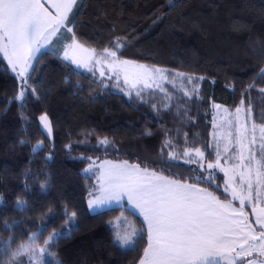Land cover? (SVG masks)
I'll list each match as a JSON object with an SVG mask.
<instances>
[{
	"label": "trees",
	"instance_id": "1",
	"mask_svg": "<svg viewBox=\"0 0 264 264\" xmlns=\"http://www.w3.org/2000/svg\"><path fill=\"white\" fill-rule=\"evenodd\" d=\"M67 26L85 47L103 51L118 38L121 59L203 79H195V91L178 92L165 108L153 92L144 99L127 97L113 80L41 51L21 100L22 81L0 53V242L10 236L22 242L43 224L47 231L38 241L43 246L50 234L68 227L67 209L69 215L76 213L73 230L52 249L63 264H138L144 242L125 254L113 246L108 224L126 212L138 229L144 225L122 207L89 212V192L97 184L84 170L91 159L127 160L224 199L221 175L204 182L198 168L179 157L170 160L167 153L182 155L198 147L213 160L212 104L233 109L243 100L257 121H264L259 91L264 78L258 79L264 67V0H78ZM251 84L255 87L246 91ZM44 114L51 122L50 136L40 127ZM105 138L109 143L101 145ZM166 140L171 147H164ZM40 141L43 146L34 153Z\"/></svg>",
	"mask_w": 264,
	"mask_h": 264
},
{
	"label": "snow or ice",
	"instance_id": "2",
	"mask_svg": "<svg viewBox=\"0 0 264 264\" xmlns=\"http://www.w3.org/2000/svg\"><path fill=\"white\" fill-rule=\"evenodd\" d=\"M77 3L78 0H51L53 12L45 7L42 0H0V53L21 79L22 89L28 86L29 69L36 53L51 44L53 37L62 29L73 32L67 24ZM70 39L71 42L63 46V58L77 69L85 68L94 75L99 71L100 77H104L106 72L111 73L109 79L117 81L116 87H120L122 78L124 88L121 91L127 89L128 95L135 91L140 99H144L145 89L160 88L168 100L163 106H170L171 97L160 86V81L167 79L166 70L120 59L118 52L122 44L118 38L113 48H105L102 52L85 47L74 35ZM175 75L190 83L203 79L186 77L179 72ZM262 78L264 67L260 69L258 79ZM254 87L255 84H251L246 91ZM259 91L264 94V88ZM32 92L35 93L36 89L33 88ZM184 94L188 95L187 92ZM24 96L22 90L18 99L23 100ZM215 107L219 109L220 105ZM224 111L228 112L227 109ZM39 120L50 135L52 127L47 114L41 115ZM225 126L229 129L226 133ZM213 127L219 129L213 133L216 160L209 161L206 170L223 172V194L230 199H221L213 191L197 184L170 178L163 171L157 172L127 160H104L98 165L92 160L84 170L85 173L98 171V187L89 192L88 206L91 210L98 213L112 211L115 210L113 204L124 208L121 202L126 197L132 214L143 217L142 223L146 228L138 229L123 212L115 223L108 224L113 234V246L125 254L137 251L144 242L138 264H264V122L257 125L252 119L251 104L245 108L242 100L231 119L220 125L214 123ZM99 143L106 145L109 141L105 138ZM42 146L40 141L32 151L35 153ZM171 146L172 142L166 140L164 147ZM167 155L170 160L177 159L174 151ZM183 156L187 158L186 163H196L205 168V151L201 148H186ZM166 165L167 161L162 160L164 171H167ZM206 179L210 183L213 181L211 172ZM234 201L239 202V207ZM17 204L23 209L22 200ZM248 205L254 221L245 211ZM65 216L68 227L50 234L43 246L38 243L47 231V225L43 224L31 235L25 234L26 239L22 242L18 243L14 236H10L7 242H0V264H63L52 249L73 230L71 223L76 213L69 215L65 209ZM124 225L127 227L121 231Z\"/></svg>",
	"mask_w": 264,
	"mask_h": 264
},
{
	"label": "rangeland",
	"instance_id": "3",
	"mask_svg": "<svg viewBox=\"0 0 264 264\" xmlns=\"http://www.w3.org/2000/svg\"><path fill=\"white\" fill-rule=\"evenodd\" d=\"M75 39L78 41V39H77L76 37H75ZM78 42H79V41H78ZM88 48H89V47H88ZM41 49H42V48H41ZM41 49H40V51H41ZM219 51H221V50H219ZM231 51H232V50H231ZM97 52H98V51H97ZM99 52H102V51H99ZM223 53L225 54L226 52L224 51ZM120 59H121V58H120ZM65 61H66V60H65ZM129 61H130V60H129ZM132 62H134V61H132ZM135 63L146 65V66H148L149 68H152V67H158V66H150V65H147V64H144V63H139V62H135ZM71 65H72V64H71ZM72 66L76 68L75 65H72ZM158 68H161V69L166 70L165 68H162V67H158ZM76 69H77V68H76ZM11 70H12V69H11ZM78 70L88 71V70L85 69V68H79ZM166 72L168 73V75H167V79H166V80H163V81H160V86H161L163 89H165V91L168 93V95H169L171 98H172V97H175L176 95H178V94H177L178 92H181V93H183V94H184L185 92H187L188 94H190L191 91H192L193 89L196 90V89L198 88L197 84L194 83L195 81H194L193 83H190L187 79H184V80L182 81L180 77H178V76L175 75V74L178 73V72H176V71H168V70H166ZM14 73H15V72H14ZM179 73H180V72H179ZM15 74H16V73H15ZM95 74L98 75V76L100 77V75H99V71H96ZM110 75H111V73L106 72V75H105L104 77H100V78H106L107 80H110V79H109V76H110ZM16 76H17V75H16ZM185 76L187 77V76H189V75H186V74H185ZM111 80H113V84H114L115 88L118 89V91L123 92L127 97H132V96L135 97V96H136V95H135V91H133L131 95H128V94H127V89H125L124 91H121V88H124V85H123V82H122V78H121V81H120V87H116L117 81H116L114 78L111 79ZM22 90H23V89H22ZM22 90H21V91H22ZM21 91H20V92H21ZM149 92H153L154 94H157V95L161 96V98H160L159 100L168 103V100H167L166 97H165V93L162 92V91H160V88L153 87V88H151V89H145V91H144V93H143V97L146 98V96H147V94H148ZM215 105H219V104H212V105H211V114H210V120H211V121H210V124H211L210 142H211V144H212V147L214 148V151H215V147H214V145H215V140H214V135H213V133H214V132H219V129H218V128H214V127H213V124L215 123V124H217V125H220V124L224 123L225 120H227V119H231V118H232V115H233L234 112H235V109H236L238 106H241V102L239 103L238 106H236V107L233 108V109H229V108L224 107V106H221V105H220V108L217 109V108L215 107ZM247 106H248L247 102L244 101V107L246 108ZM225 109L228 110L227 113L224 111ZM252 119L255 120V122L257 123V125H259L260 123H262V122L257 121V118L254 117V115H253V107H252ZM263 122H264V121H263ZM39 123H40V120H39ZM40 127H41V129L45 132V134H46L47 136H50V135H51V134H50V135L47 134V129H44L41 123H40ZM224 131H225V133H226L227 131H229V129L227 128V126H225ZM232 131L234 132L235 130L232 129ZM258 135H259V133L257 132V136H258ZM223 144H224V142L222 141V142H221V151H222V152H223ZM170 151L173 152V150H170ZM174 152H175V151H174ZM175 153L177 154V157H179L180 160H181L182 162H184L185 164H191V165L195 166L196 168H198V170H199L200 172L203 173L202 178H203L204 182H205V181H206V182H209L206 178L208 177V175H209L210 172L212 173V175H213V177H214L213 182H215V181L217 180V179H216V178H217L216 175H221V176H222V180H224V174H223V172H221L219 169L206 170L207 163L209 162V160H206V158L204 159L205 168H200L196 163H186L185 161H186L187 158H185V157L183 156V152H182V155H180L181 152H179V153L175 152ZM92 160H95L96 163H97V165H98L99 163H101L102 161H104V160H111V161H113V162H122V161H124V160L120 161V160H112V159H91V161H92ZM215 160H216V156H215V154H214V158H213V160H211V162H215ZM129 163H130V162H129ZM221 163H222V164L224 163L223 158L221 159ZM225 166L227 167L228 165H225ZM88 167H89V166H88ZM88 167H87V168H88ZM84 172H85V171H84ZM87 174L90 175V176H94V178H95V184H97V187H98V179H97L98 171L93 172V173H87ZM201 180H202V179H201ZM203 180H202V181H203ZM186 182H187V181H186ZM189 183H190V182H189ZM198 186H199V187H202V186H200V185H198ZM223 187H224V184H223V182H222L221 185H220V189H221V192H222V193H223ZM202 188H205V187H202ZM223 195H224V194H223ZM90 198H91V197H89V199H90ZM89 199L87 200V206H88V201H89ZM224 199H230V197L224 195ZM121 203L124 205V208H127L128 211L132 213V210H131L130 206H128V204H127V199H126V197L124 198V200H123ZM234 204H235L236 207H239V202H238V201H234ZM117 207H120V206L115 205V204L112 205V208H117ZM88 210H89V212H91V213H95L93 210H91V209L89 208V206H88ZM245 211L249 213V218H250V220L254 221V220H255V217L251 215V206H250V205H248V206L245 207ZM123 214H124V216L127 218L128 221H130V222H132V223L134 224V222L132 221V219L129 218V217L126 215V212H123ZM135 215L139 218V220H140L141 222H143V217H142V216H139L138 214H135ZM120 216H121V212H120L119 215L114 219L113 223H115V222L117 221V219H118ZM142 224H143V223H142ZM143 225H144V224H143ZM126 227H127V225H124L123 228H120V230L123 231ZM144 227L146 228V225H144Z\"/></svg>",
	"mask_w": 264,
	"mask_h": 264
},
{
	"label": "crops",
	"instance_id": "4",
	"mask_svg": "<svg viewBox=\"0 0 264 264\" xmlns=\"http://www.w3.org/2000/svg\"><path fill=\"white\" fill-rule=\"evenodd\" d=\"M42 2L45 4V7H48L50 11L54 12V9L51 7V0H42ZM70 35H71V33H68L66 30L62 29L61 32L58 33V35L56 37H53L52 43L42 47L41 51H51L53 53H56L62 59H64L63 58V46L65 44L71 42L70 38L72 37V35L71 36ZM41 51H39V52H41ZM39 52H37L36 55ZM1 55L3 56L2 53H1ZM5 62L8 65L7 60H5ZM67 62H69V61H67ZM8 66L11 69V66L10 65H8Z\"/></svg>",
	"mask_w": 264,
	"mask_h": 264
}]
</instances>
